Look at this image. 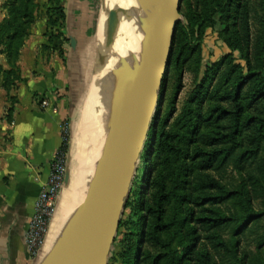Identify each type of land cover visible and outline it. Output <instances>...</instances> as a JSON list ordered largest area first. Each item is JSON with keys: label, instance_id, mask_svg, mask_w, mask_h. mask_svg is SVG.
<instances>
[{"label": "trees", "instance_id": "16d2710c", "mask_svg": "<svg viewBox=\"0 0 264 264\" xmlns=\"http://www.w3.org/2000/svg\"><path fill=\"white\" fill-rule=\"evenodd\" d=\"M31 1L17 0L10 19L0 23V55H5L9 66L5 69L0 62V77L8 91L24 81L17 73L16 62L28 33L27 25L31 24L32 12L27 7ZM193 1L197 8L187 23L177 26L168 74L170 69L178 68L183 55L202 51L204 41L197 28L207 21L213 26L230 5V1L223 0ZM251 11L247 2L239 3L236 20L242 32L240 44L233 46L230 38L226 42L232 50H242L239 59L244 65L237 71L230 91L217 98L211 110L212 128L202 135L204 143L193 151L181 146L166 120L153 126L148 134L145 146H154L141 158L155 147V164L148 168L153 175L144 202L145 214L131 224L122 241L121 256L126 264H161L164 260L173 264H264V17L253 33ZM17 20H23V25H17ZM229 63L235 64L234 56ZM189 159L194 175L189 183L191 194L182 197H189L191 208L188 220L180 222V250L162 237L172 227L165 222L167 181L175 176L173 170L179 165L182 174L187 173L182 163ZM229 169L242 175L241 179L234 175L229 178ZM141 190L138 188L136 195Z\"/></svg>", "mask_w": 264, "mask_h": 264}, {"label": "rangeland", "instance_id": "374dc122", "mask_svg": "<svg viewBox=\"0 0 264 264\" xmlns=\"http://www.w3.org/2000/svg\"><path fill=\"white\" fill-rule=\"evenodd\" d=\"M223 1H230L228 11L221 13L216 18L213 26L207 21L197 28L198 36L204 41L202 51L191 56L183 55L180 58L178 68L175 70L171 67L166 87L161 91L163 97L159 100L155 109L154 119L157 116L158 118L154 122L153 119L151 123L150 131L153 126L155 127L159 122L161 124L166 120L168 129L178 135L176 142H179L181 146L189 147L191 151L204 143L202 135L212 128L213 119L210 116L211 110L217 105V98L230 91L237 71L244 65V61L239 59L242 50L239 47L232 50L226 42L230 38L233 46H238L237 44L241 40L242 32L238 29L236 20L239 3L242 1L247 2L250 9L253 10L251 11V29L253 33L258 27L259 20L264 17V0ZM16 2L17 0H0V23L10 19V14ZM27 4L30 12H32V18H30L31 24L27 25L28 33L16 62L17 73H20L19 62L26 47V41L29 39L33 41L43 39L41 46L37 45L38 59L42 66L48 64L52 66L56 58H59L63 63L58 68V74L64 85L57 88L62 94L60 97L56 96V98L65 97L67 100L66 94L70 92L72 95L67 123L64 125L70 131L69 149L72 147L73 152L70 159V170L74 179H81L84 176L87 183L94 169L93 167L88 173L89 164L87 163L91 158L90 153L92 151L96 154L100 152L114 126V122L110 123L111 125H106L96 136L86 135L83 138L79 133L80 115L85 96L93 79L98 52L97 26L102 0H32ZM19 5L25 7L21 2H19ZM195 8H197L195 1L183 0L180 23H187ZM256 10L259 13L255 14L254 11ZM22 22L23 20H17L16 24L22 26ZM24 27H26L25 24ZM71 38L76 40L75 48L71 46ZM231 55L235 58V64L229 63ZM133 74L134 72L129 73L127 85ZM79 140H83L85 144V149L82 150L84 156H80L78 153ZM152 146L154 145L152 144ZM152 146H145L142 154L145 150H151ZM155 154L154 147L152 152H146L143 159L140 157L137 162L134 181L125 203L108 264H126L121 256L122 241L125 234H129L131 224L145 214L144 202L149 197V181L153 175L148 173V168L152 169L155 164ZM262 157H264V150L262 151ZM141 159L142 161H140ZM159 161L162 162L161 159ZM162 166L163 163L160 167ZM182 166L188 172L182 174L183 169L179 165L176 171L173 170L175 176L167 181L169 201L166 204L165 222L171 224L172 227L162 234L165 242L170 243L172 248H180V250H182V247H179L178 238H181L183 233L180 222L183 219L188 220L191 208L189 207L191 206L189 197L184 199L182 196L184 194L190 196L189 183L192 176H194L190 170L192 166L190 159L182 163ZM179 174L180 178H178ZM195 175H197V172ZM233 175L239 179L242 176L238 172L229 169L228 177L230 178ZM83 188L73 197L71 203L66 206L67 212L61 215L59 220L57 218V221L61 222L67 218ZM138 188L142 190L136 195ZM67 201V199H64V204ZM136 202L139 205L135 207ZM230 208L233 207L229 206ZM251 249L255 250V246ZM168 261L164 260L161 264H173L172 261Z\"/></svg>", "mask_w": 264, "mask_h": 264}, {"label": "crops", "instance_id": "0c3cea01", "mask_svg": "<svg viewBox=\"0 0 264 264\" xmlns=\"http://www.w3.org/2000/svg\"><path fill=\"white\" fill-rule=\"evenodd\" d=\"M42 42L26 41L19 62L23 82L8 91L0 77V264H42L45 259L47 241L39 256L32 258L26 232L53 156L62 146L72 95L66 94L67 100L56 98L62 94L57 88L64 85L58 74L63 63L56 58L52 66H42L37 54ZM0 62L9 69L5 55H0ZM43 101L48 107L42 106ZM85 183L84 176L74 179L69 162L50 231ZM64 199L68 200L65 204Z\"/></svg>", "mask_w": 264, "mask_h": 264}, {"label": "water", "instance_id": "95a60500", "mask_svg": "<svg viewBox=\"0 0 264 264\" xmlns=\"http://www.w3.org/2000/svg\"><path fill=\"white\" fill-rule=\"evenodd\" d=\"M182 2L154 0L157 27L137 67L124 111L114 122L77 205L42 264H108L168 74ZM71 46L76 47L74 38Z\"/></svg>", "mask_w": 264, "mask_h": 264}, {"label": "bare ground", "instance_id": "6f19581e", "mask_svg": "<svg viewBox=\"0 0 264 264\" xmlns=\"http://www.w3.org/2000/svg\"><path fill=\"white\" fill-rule=\"evenodd\" d=\"M156 27L154 0H102L97 26L98 52L93 79L85 96L79 120L81 137L96 136L106 125L116 122L121 117L137 67ZM130 72L134 74L127 85ZM84 147L83 140H79L80 156H84L82 151ZM101 150L97 154L94 151L90 153L91 158L87 163L89 172L95 168ZM66 219L61 222L55 221L43 259L48 256Z\"/></svg>", "mask_w": 264, "mask_h": 264}, {"label": "built area", "instance_id": "2783aa9c", "mask_svg": "<svg viewBox=\"0 0 264 264\" xmlns=\"http://www.w3.org/2000/svg\"><path fill=\"white\" fill-rule=\"evenodd\" d=\"M43 107H48L46 101ZM70 145V131L63 128L61 148L54 154L47 180L42 185L34 206V216L29 222L26 242L30 256L37 258L47 241L52 222L57 214L56 201L66 176Z\"/></svg>", "mask_w": 264, "mask_h": 264}]
</instances>
